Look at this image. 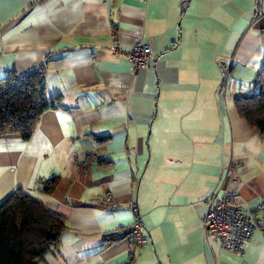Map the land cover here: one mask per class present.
Instances as JSON below:
<instances>
[{
	"label": "crops",
	"instance_id": "0c3cea01",
	"mask_svg": "<svg viewBox=\"0 0 264 264\" xmlns=\"http://www.w3.org/2000/svg\"><path fill=\"white\" fill-rule=\"evenodd\" d=\"M253 2L0 0V79L44 65L53 103L28 140L0 137V204L21 189L65 219L39 264H264V221L241 255L203 238L212 194L264 197V135L235 107L264 78ZM139 39L154 62L134 72L111 49ZM136 218L143 247L106 244Z\"/></svg>",
	"mask_w": 264,
	"mask_h": 264
},
{
	"label": "trees",
	"instance_id": "16d2710c",
	"mask_svg": "<svg viewBox=\"0 0 264 264\" xmlns=\"http://www.w3.org/2000/svg\"><path fill=\"white\" fill-rule=\"evenodd\" d=\"M260 72L264 74V65ZM45 75V67L41 65L34 72L24 75L11 72L0 79V137L18 135L24 141L30 138L43 111L53 104L44 96ZM235 107L240 116L264 135V78L259 80L257 91L237 95ZM55 181L45 179L42 191L50 192ZM65 228L62 216L17 189L0 204V264H39L44 254L59 242ZM130 233V227L115 231L105 238L106 244ZM131 262L132 258L127 264Z\"/></svg>",
	"mask_w": 264,
	"mask_h": 264
},
{
	"label": "built area",
	"instance_id": "2783aa9c",
	"mask_svg": "<svg viewBox=\"0 0 264 264\" xmlns=\"http://www.w3.org/2000/svg\"><path fill=\"white\" fill-rule=\"evenodd\" d=\"M261 2L262 0L253 2L255 18L263 14ZM111 50L115 55L124 54L134 72L151 68L154 62L149 46L142 39L136 41L127 51L122 50L117 43L112 45ZM232 172L233 167L230 165L225 168L226 176H230ZM106 203L111 202L107 199ZM259 221H264V197L253 208L246 210L241 206L238 194L228 191L214 193L207 201L203 217V238L207 242L216 241L225 251L241 255ZM131 235L139 248L148 241L145 229L137 218L132 224Z\"/></svg>",
	"mask_w": 264,
	"mask_h": 264
},
{
	"label": "rangeland",
	"instance_id": "374dc122",
	"mask_svg": "<svg viewBox=\"0 0 264 264\" xmlns=\"http://www.w3.org/2000/svg\"><path fill=\"white\" fill-rule=\"evenodd\" d=\"M107 199H109V201L111 202V198L108 196V197H106V201H107Z\"/></svg>",
	"mask_w": 264,
	"mask_h": 264
}]
</instances>
